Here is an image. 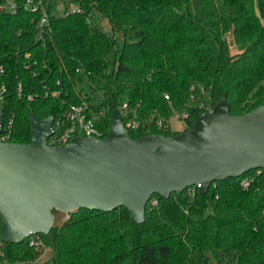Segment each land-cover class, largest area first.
I'll return each instance as SVG.
<instances>
[{"label":"trees","instance_id":"16d2710c","mask_svg":"<svg viewBox=\"0 0 264 264\" xmlns=\"http://www.w3.org/2000/svg\"><path fill=\"white\" fill-rule=\"evenodd\" d=\"M44 2L48 26L22 1L16 13L0 12V105L13 118L10 142L30 141L31 114L56 118L82 100L103 112L101 138L114 109L135 108L132 139L174 136V113L186 130L222 98L233 115L264 105V0ZM61 4L80 11L57 13ZM67 214L40 233L39 245L0 240L1 263L264 264L262 169L215 181L204 193L153 194L139 222L123 206Z\"/></svg>","mask_w":264,"mask_h":264},{"label":"water","instance_id":"95a60500","mask_svg":"<svg viewBox=\"0 0 264 264\" xmlns=\"http://www.w3.org/2000/svg\"><path fill=\"white\" fill-rule=\"evenodd\" d=\"M231 44V42H230ZM3 108L0 107V125ZM53 117L30 115V141H0V240L47 233L53 210L126 208L142 221L153 194L167 198L198 185L264 170V105L233 115L225 98L174 136L132 139L114 109L103 138L73 136L47 144ZM0 264L1 259H0Z\"/></svg>","mask_w":264,"mask_h":264},{"label":"built area","instance_id":"2783aa9c","mask_svg":"<svg viewBox=\"0 0 264 264\" xmlns=\"http://www.w3.org/2000/svg\"><path fill=\"white\" fill-rule=\"evenodd\" d=\"M22 1L23 6L32 13L41 11V15L38 20L39 26H48V13L45 9L44 0H0V12L5 13H16L19 8V3ZM80 8L75 4H70L65 7L62 4L58 5L57 13L66 14L68 12H79ZM24 57L28 58L29 54L25 53ZM5 68L3 64L0 63V76L3 75ZM193 85L191 89H193ZM6 90L5 84H0V100L3 97V93ZM21 84L17 85V93L20 95ZM164 97L168 99V95L165 94ZM27 99H32V95L29 94ZM0 107H2L0 105ZM124 129L127 131L128 128H136L139 126V119L136 114L135 108L129 107L127 102H123L118 108ZM103 114L102 111L95 112L92 110L88 101L82 100L77 103L69 104L62 113L56 118L53 117L51 133L47 138V144L50 146H59L67 143L73 136L79 137H97L101 138L102 131L98 126L100 116ZM178 115V114H177ZM186 114L183 113L182 116ZM179 117V115H178ZM124 119V120H123ZM157 127L162 126L161 119L154 120ZM13 118L9 116L7 118L2 117V122L0 125V141L9 142V138L12 132ZM249 180L247 178L241 181L243 187H247ZM211 184H214L212 182ZM198 190V185H193L187 188L189 194L193 195L194 192ZM29 245H39L41 244L40 234H31L29 237Z\"/></svg>","mask_w":264,"mask_h":264},{"label":"rangeland","instance_id":"374dc122","mask_svg":"<svg viewBox=\"0 0 264 264\" xmlns=\"http://www.w3.org/2000/svg\"><path fill=\"white\" fill-rule=\"evenodd\" d=\"M103 26L106 30L109 29V24H108L106 19L103 20ZM231 44H232V42H231ZM233 51H235V50H233ZM169 125L173 131H177L178 133L183 131L184 128L186 127L185 121L180 119L176 113H174L172 115V117L169 118ZM243 179H245V177L242 178L241 181ZM152 203H155L154 199L152 200ZM53 214H54V219L61 220V221L68 217L67 213H63V212H60L58 210H53ZM53 222H54V220H53Z\"/></svg>","mask_w":264,"mask_h":264}]
</instances>
